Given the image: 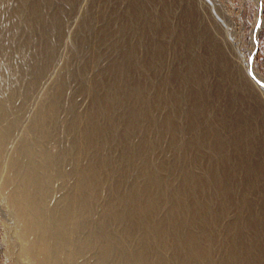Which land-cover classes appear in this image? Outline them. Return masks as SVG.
<instances>
[{"label":"rangeland","instance_id":"1","mask_svg":"<svg viewBox=\"0 0 264 264\" xmlns=\"http://www.w3.org/2000/svg\"><path fill=\"white\" fill-rule=\"evenodd\" d=\"M7 3L4 18L18 9L21 27L30 28H7L0 20V32H13L8 56L14 63L34 58L48 64L27 98L14 141L31 125L44 94L55 92L58 79L67 86L60 99L62 116L83 114L97 107L94 101L106 105L113 97L112 116L98 115L101 125L113 121L103 138L113 170L129 165L136 174L144 165L157 168L162 184L175 190L183 179L193 183L192 190L181 191L187 192L189 206L195 202L208 209L201 226L210 234L213 264L227 259L264 264V105L257 98L264 99V87H245L235 51L239 48L243 62L254 50L257 1ZM260 4L263 23L252 66L264 79V0ZM29 39L33 47L22 53V40ZM131 113L140 118L139 126L129 122ZM165 121L170 128L164 131ZM133 125L136 129L124 136ZM127 148L132 152L125 155ZM134 174L129 182L136 180ZM201 176L205 185L198 184ZM17 229L0 190V264H30L20 253Z\"/></svg>","mask_w":264,"mask_h":264},{"label":"bare ground","instance_id":"2","mask_svg":"<svg viewBox=\"0 0 264 264\" xmlns=\"http://www.w3.org/2000/svg\"><path fill=\"white\" fill-rule=\"evenodd\" d=\"M7 1L0 0V20H5L7 28L29 30L18 22V9L4 18ZM256 1L259 19L252 35L254 50L243 62L239 48L235 51L244 68L245 87L255 85L261 90L264 79L252 66L263 23ZM12 35L9 29L0 32V190L18 228L20 253L30 264H213L210 234L201 226L208 209L186 201L187 188L192 190L193 183L183 179L180 184L187 192H182L181 187L175 190L162 184L157 168L138 166L136 174L129 165L113 170L111 151L103 142L113 121L101 125L98 117L105 112L112 116L113 97L106 105L101 99L94 101L97 107L83 114L62 116L60 99L67 86L58 79L55 92L44 94L31 125L14 141L27 98L48 64L34 58L14 63L8 56ZM20 46L23 53L33 42L22 40ZM257 98L264 105V99ZM128 119L139 126L135 114ZM134 125L124 136L129 137ZM169 128L165 121L162 130ZM133 174L136 180L129 182ZM204 181L201 176L198 184ZM230 262L227 259L225 264Z\"/></svg>","mask_w":264,"mask_h":264},{"label":"water","instance_id":"3","mask_svg":"<svg viewBox=\"0 0 264 264\" xmlns=\"http://www.w3.org/2000/svg\"><path fill=\"white\" fill-rule=\"evenodd\" d=\"M259 1V8H260V12H262V5L260 4V0Z\"/></svg>","mask_w":264,"mask_h":264}]
</instances>
